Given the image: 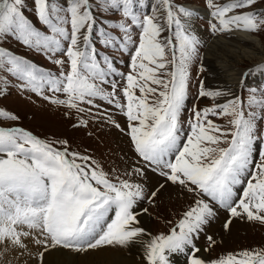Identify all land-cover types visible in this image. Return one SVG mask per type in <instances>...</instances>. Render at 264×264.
Here are the masks:
<instances>
[{
  "label": "snow or ice",
  "instance_id": "obj_1",
  "mask_svg": "<svg viewBox=\"0 0 264 264\" xmlns=\"http://www.w3.org/2000/svg\"><path fill=\"white\" fill-rule=\"evenodd\" d=\"M256 2L230 0L221 5L207 0L217 21H210L213 33L258 32L264 27V13L238 11ZM24 3L0 0V37L12 36L43 52L59 69L55 74L42 71L0 48V71L18 77L37 94L43 95L46 87L62 94L64 99L44 98L77 113L92 107L99 111L96 101L114 105L129 122L127 134L139 157L133 173L143 177L145 169H151L194 200L168 234L144 239L149 234L138 226L137 206L144 200L153 203L164 184L149 192L142 184L110 176L90 156L70 152L66 141L60 142L61 150L31 132L0 127V254L10 248L28 250L32 243L37 246L36 264H44L45 253L57 248L87 252L140 243L147 264H172L173 255H185L187 264H206L196 241L215 214L213 204L231 217L264 223V133L257 134L258 123L264 122V98L255 96L257 90L246 103L233 96L211 107L193 108L185 138L180 117L200 44L185 23L193 11L177 7L173 0L151 5L145 0H33L38 27L25 14ZM146 7L151 9L147 14ZM97 16L119 19L111 30L97 29ZM94 37L105 50L129 55L127 75L117 71L108 55H101ZM114 77L124 84L118 88ZM225 95L229 93L205 90L201 81L199 97L216 100ZM210 116L228 117L227 126ZM0 118L17 119L2 111ZM86 123L79 121L80 126ZM245 184L238 194L237 186ZM207 240L215 244L212 236ZM211 264H264V248L229 253Z\"/></svg>",
  "mask_w": 264,
  "mask_h": 264
},
{
  "label": "rangeland",
  "instance_id": "obj_2",
  "mask_svg": "<svg viewBox=\"0 0 264 264\" xmlns=\"http://www.w3.org/2000/svg\"><path fill=\"white\" fill-rule=\"evenodd\" d=\"M149 1L150 0H145V3L148 4ZM225 1L230 2V0H224V4ZM173 2H180L181 4H174L177 7L183 6L189 10H191V6L203 7L204 9L206 8L211 10L208 7L207 0H173ZM215 2L222 4L223 0H215ZM24 9L25 14L39 27L38 21L34 14L33 0H25ZM150 11V7H146L144 9L146 14ZM238 11H254L258 13H264V0L257 1L256 4L251 6V8ZM113 23L115 22L110 21L107 24L108 30H111L110 25ZM185 23L189 26L192 23L203 31L201 35L190 28V30L200 40V44L198 45V55L190 67L188 98L185 103V109L180 117L183 132L186 138V135L190 132L188 121L193 117V108L203 109L205 107H211L214 103H224L233 96H240V88L242 85V96L244 98L250 94V89H256V94L261 95V92L264 91V80L258 81L256 79L243 76L244 80L241 79L243 81H241V83L238 84V86L232 92H225L229 93V95L221 96L216 100L208 97H199V86L201 81L203 82L205 90L216 91V87L213 84V81L209 76V72L206 70V67L203 63V40H209L211 38L210 36L214 33L211 30L209 20L204 18L198 16L193 20L191 18H185ZM100 26L103 27V25ZM96 27L97 29H100L98 26ZM254 34L264 45V27H262L258 32H254ZM165 35H167V33H165ZM136 38L138 42V33ZM0 48L11 51L16 55L30 60L31 62L35 63L42 71L48 69L47 66L52 67L53 70L56 71L59 69L58 65H55L48 60L46 54L43 52L38 53L35 50L27 48L12 36L0 37ZM101 48H103L102 45ZM100 52L101 55L106 54L113 60L114 66L117 68L118 72L127 75L131 70L129 55L117 50H114L113 52L112 50L104 49L100 50ZM241 67L244 71L246 70L247 74L253 73L254 67L252 64L248 65L247 63L241 65ZM207 74L209 77L206 78ZM112 78L113 77H110V79ZM114 78L118 81V88L124 84V80L121 77ZM105 87L108 91H111L109 86ZM118 95L120 96V102L125 103L122 94L118 92ZM137 95H139L138 91ZM45 96L50 97L51 99H55L57 97L60 99L65 98L62 94H54L52 92L48 93L46 91H44L43 95L37 94L36 92L26 88L24 82L18 77L12 75L9 72L0 71V111L17 117L15 120L0 118V122L5 126V128H20L31 132L33 135L52 143L54 147L61 150L63 149L64 145L60 142L66 141L67 148L70 152L74 151L80 153L81 155L90 156L103 168L105 172L109 173L110 176H119L121 179H129L133 183H143L142 185L149 192L158 188L160 184H170L172 186L180 187L179 185H173L170 182L166 183L163 177L159 176L157 172H153L151 169H146L145 171L150 172L158 178V180L153 185H148L149 183L135 180L132 175H126V173L133 172V168L137 165L139 157L135 153L130 137L127 134V126L129 122L122 114L120 109L115 108L114 105H108L104 101H96V103L101 105L99 111L95 107H92L90 112L77 113L73 109H67L64 105L52 103L51 99H45ZM81 107L89 106L81 105ZM209 118L212 119L214 123L222 127L227 126L229 119L228 117L215 116H210ZM80 120L87 121L86 125L80 126ZM113 120L119 123L120 128L114 126L112 123ZM121 129H124V131H121ZM260 133H264V122L258 123L257 134L259 135ZM221 146L226 147L225 145ZM244 186H246V184L237 186L238 194L242 195V192L239 190ZM179 190L180 195L176 197L175 195L172 196L166 193L165 189L163 188L158 192L153 203H149L147 200H144L138 204L136 209L138 213V226L140 225V216L142 213L143 216H146L147 218L149 228L146 227V221L144 224H141V226L144 229L146 228L145 231L147 234H149V236H156L162 233L168 234L170 230L177 225L176 221H178L183 213L188 210V207L193 204V195L181 187ZM213 207L215 214L212 218H210L209 223L204 226V231L196 241L198 247H204L206 250H201L198 253V255L206 261V264H211V261L217 260L221 256H226L229 253H238L242 250L264 248V223L259 221H248L245 218V221L247 220V222L244 224L246 231L244 230L243 234L234 239V241H225L222 240L221 236H214L215 234L212 233L211 226H215V224L212 222L217 220L216 211H224L227 214L229 212L217 204H213ZM143 208H147L148 211L146 213L142 212L141 210ZM216 225H218L223 230L228 229L224 227L223 222H218ZM242 229L243 228L241 227L240 230ZM216 230H218V228H216ZM208 234L213 237L215 244H209L207 240V236H209ZM28 244V250H23L24 252L22 249H15L19 252L23 259H20L17 254L11 253L9 249L6 252L0 254V264H36L35 252L37 250V246L34 244V247V245L31 244V247L30 243ZM108 247L111 249L114 248L111 246ZM108 247L105 246V248L102 247L101 249H109ZM65 250L72 251L76 254L82 253L71 249ZM173 258L180 260L185 259L187 262L185 255H173ZM171 262L172 264L184 263H179L173 260H171ZM141 264H147L144 256L142 258Z\"/></svg>",
  "mask_w": 264,
  "mask_h": 264
},
{
  "label": "bare ground",
  "instance_id": "obj_3",
  "mask_svg": "<svg viewBox=\"0 0 264 264\" xmlns=\"http://www.w3.org/2000/svg\"><path fill=\"white\" fill-rule=\"evenodd\" d=\"M155 3H157V0H150L148 5ZM225 3H228V1H225ZM223 4L224 0L221 5ZM190 9L193 11V16L190 17L192 20L198 16L209 20V22L215 21L210 15L211 10L197 6H191ZM229 15H231V13H229ZM190 28L202 35L203 31L194 24L191 23ZM210 37L211 38L209 40H203V63L217 89L223 92H232L238 86V84L244 80L243 76L250 77L258 81L264 80V70H258L264 69V45L254 34V32L233 30L230 32H216ZM246 62L248 65L252 64L254 67L252 74H247L246 70L244 71L242 69L241 65L247 64ZM209 76L207 74L206 78ZM216 88L215 90L217 91ZM132 176L135 180L149 183L148 185H153L158 180L155 175L148 171H145V176L143 177L134 173ZM179 188L180 187L172 186L170 184H166L164 187L166 193L172 196L175 195L176 197L180 195ZM216 213L217 220L212 222L215 224V226H211V231L215 234L214 236H221L222 240L225 241H234V239L243 234L244 230L246 231L244 224L247 222V220L245 221V218L231 217L224 211H216ZM229 220L232 221L229 224L227 230H223L218 225H216L218 222H223L225 225ZM145 221L146 227L149 228L146 216H143L141 213L139 226L142 227L141 224H144ZM241 227L243 228L242 230H240ZM216 228H218V230H216ZM148 238L149 235L144 237V239ZM31 244L32 243H30V246L32 247ZM199 248L203 251H206L204 247ZM9 251L11 253L17 254L20 259H23L17 250L10 248ZM143 256L144 251L140 243H136L128 247H114L112 249L100 248L78 254L73 253L72 251H67L63 248H57L45 253L44 264H141ZM171 260L177 261L179 263L184 262L183 264H187L185 259H174L172 256Z\"/></svg>",
  "mask_w": 264,
  "mask_h": 264
},
{
  "label": "trees",
  "instance_id": "obj_4",
  "mask_svg": "<svg viewBox=\"0 0 264 264\" xmlns=\"http://www.w3.org/2000/svg\"><path fill=\"white\" fill-rule=\"evenodd\" d=\"M257 1H259V0H257Z\"/></svg>",
  "mask_w": 264,
  "mask_h": 264
}]
</instances>
